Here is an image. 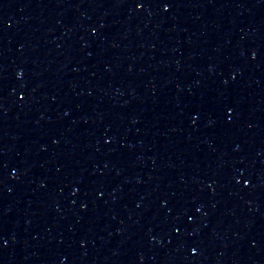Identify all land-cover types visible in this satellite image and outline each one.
<instances>
[{
  "label": "water",
  "instance_id": "1",
  "mask_svg": "<svg viewBox=\"0 0 264 264\" xmlns=\"http://www.w3.org/2000/svg\"><path fill=\"white\" fill-rule=\"evenodd\" d=\"M0 264H264V0H0Z\"/></svg>",
  "mask_w": 264,
  "mask_h": 264
},
{
  "label": "snow or ice",
  "instance_id": "2",
  "mask_svg": "<svg viewBox=\"0 0 264 264\" xmlns=\"http://www.w3.org/2000/svg\"><path fill=\"white\" fill-rule=\"evenodd\" d=\"M136 6H137L138 8H140V7H143V4H141V3H137ZM164 7H165V9H167V8L170 7V6H169L168 4H165ZM245 183H248V182L246 181ZM193 251H195V249H193Z\"/></svg>",
  "mask_w": 264,
  "mask_h": 264
}]
</instances>
